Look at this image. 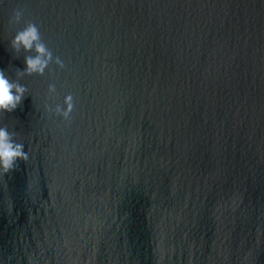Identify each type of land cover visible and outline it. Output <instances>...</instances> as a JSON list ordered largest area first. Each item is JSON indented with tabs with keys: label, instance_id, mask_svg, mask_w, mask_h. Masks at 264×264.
I'll list each match as a JSON object with an SVG mask.
<instances>
[{
	"label": "water",
	"instance_id": "water-1",
	"mask_svg": "<svg viewBox=\"0 0 264 264\" xmlns=\"http://www.w3.org/2000/svg\"><path fill=\"white\" fill-rule=\"evenodd\" d=\"M14 9L64 67L0 114V264H264V0H0L13 76Z\"/></svg>",
	"mask_w": 264,
	"mask_h": 264
},
{
	"label": "clouds",
	"instance_id": "clouds-1",
	"mask_svg": "<svg viewBox=\"0 0 264 264\" xmlns=\"http://www.w3.org/2000/svg\"><path fill=\"white\" fill-rule=\"evenodd\" d=\"M14 34L9 41L14 56L23 54V70H16L13 75L0 70V114L10 113L17 108L28 95V89L20 83L26 76H43L50 63L58 68L64 67V61L53 57L52 51L44 43L37 24L24 19L23 9H14L9 18ZM22 24V27L20 25ZM48 92L55 96V86L49 84ZM73 97L65 95L63 105L57 103L54 109L45 105V111L54 113L63 120H67L73 110ZM16 133L6 126L0 125V176L17 167L18 161L27 162L29 152L24 150V144L17 142Z\"/></svg>",
	"mask_w": 264,
	"mask_h": 264
}]
</instances>
